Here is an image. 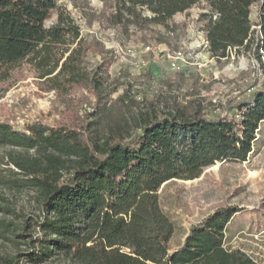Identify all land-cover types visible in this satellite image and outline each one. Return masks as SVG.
Wrapping results in <instances>:
<instances>
[{
    "label": "trees",
    "instance_id": "trees-1",
    "mask_svg": "<svg viewBox=\"0 0 264 264\" xmlns=\"http://www.w3.org/2000/svg\"><path fill=\"white\" fill-rule=\"evenodd\" d=\"M196 6L212 57L236 51L264 71V0H106L98 18L123 41L164 43L182 26L175 16ZM98 48L57 0H0V86L7 91L28 64L44 89L63 97L87 89L96 99V113L74 109L55 125L36 121L21 130L0 120V147L10 148L0 187L32 191L39 205L21 228L0 221V239L11 232L24 239L0 264H264L224 245L244 210L235 205L193 225L171 250L176 227L160 195L168 182L197 179L217 162L248 160L264 124V84L240 88L216 114L192 102L130 101L128 93L113 101V59L87 65Z\"/></svg>",
    "mask_w": 264,
    "mask_h": 264
},
{
    "label": "rangeland",
    "instance_id": "rangeland-1",
    "mask_svg": "<svg viewBox=\"0 0 264 264\" xmlns=\"http://www.w3.org/2000/svg\"><path fill=\"white\" fill-rule=\"evenodd\" d=\"M57 2L60 10L74 19L89 44L100 43L96 51L101 53L90 52L88 68L94 69L104 57L113 59L109 68L113 101L128 93L130 101L140 103L147 98L170 107L192 102L204 113L216 114L230 98L239 94L240 88L254 82L258 86L264 84V71L255 59L232 51L229 57L218 60L204 48L206 37L198 21L200 6L175 16L174 22L182 26L168 42L161 43L152 37L143 43L140 37L123 41L117 31L101 22L98 15L103 12L106 0ZM56 19L57 13L47 26ZM179 49L191 55L184 70L176 71L171 69L164 54ZM200 61L202 68L197 66ZM41 81L28 64L22 65L7 91L4 89L8 84L0 86V120L22 130L36 121L55 125L58 120L71 116L74 109L82 116L96 113V99L87 89L63 97L55 90L44 89ZM88 119L93 120L95 116ZM8 150L0 147V161ZM34 195L28 190L19 192L0 187V221H12L21 228L28 215L39 214ZM160 195L163 208L176 227L171 250L183 243L193 225L220 207L235 205L244 210L230 223L224 245L240 249L264 263V124L247 161L217 162L197 179L168 182ZM14 241L24 243L15 233H6L0 239V255H13Z\"/></svg>",
    "mask_w": 264,
    "mask_h": 264
},
{
    "label": "built area",
    "instance_id": "built-area-1",
    "mask_svg": "<svg viewBox=\"0 0 264 264\" xmlns=\"http://www.w3.org/2000/svg\"><path fill=\"white\" fill-rule=\"evenodd\" d=\"M204 48L208 49L209 51V42L207 39L204 40ZM150 46L147 47V50H150ZM191 55V52H186L183 49L175 50L173 52H166L164 56L167 58L169 66L171 69L176 70V71H181L184 70V67L186 66L189 56ZM197 66L202 68L204 65L203 63L197 62Z\"/></svg>",
    "mask_w": 264,
    "mask_h": 264
},
{
    "label": "crops",
    "instance_id": "crops-1",
    "mask_svg": "<svg viewBox=\"0 0 264 264\" xmlns=\"http://www.w3.org/2000/svg\"><path fill=\"white\" fill-rule=\"evenodd\" d=\"M176 250V249H175Z\"/></svg>",
    "mask_w": 264,
    "mask_h": 264
}]
</instances>
